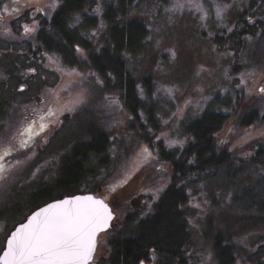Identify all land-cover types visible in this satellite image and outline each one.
Returning a JSON list of instances; mask_svg holds the SVG:
<instances>
[{"label":"rangeland","instance_id":"374dc122","mask_svg":"<svg viewBox=\"0 0 264 264\" xmlns=\"http://www.w3.org/2000/svg\"><path fill=\"white\" fill-rule=\"evenodd\" d=\"M61 2L0 0V155L4 156L0 160L4 167L0 254L15 226L41 206L33 196L60 178L64 160L75 146L91 141L92 127L105 133L110 144L101 157H91L81 190L110 201L116 215L112 227L99 235L91 263L102 264L110 258L111 238L135 236L138 218L134 214L144 218L153 212L172 174L161 149L185 147L188 123L206 110L230 114L217 137L218 148L241 158L250 156L253 141L264 142V122L250 127L240 123L241 115L252 107L264 112V69L256 72L253 68V38H245L242 45L235 33L241 30L237 21L246 11L250 23L264 21V0L131 2L128 18L145 23L149 34L144 49L125 59L137 80L144 131L153 130L154 122L159 125L152 146L142 139L143 127L125 105L124 92L117 87L105 89V79L92 67L83 46L73 50L75 65L45 46L36 51L29 48L30 43H37L35 32L43 29L45 19H52ZM116 2L89 0L83 14L70 18L71 29L92 41L96 50L107 47L110 25L103 15ZM84 14L97 16V26L89 27ZM25 26L33 30L25 32ZM216 36L227 38L221 45ZM143 77L151 78L150 93ZM29 126L30 133L25 131ZM22 141H26L24 146ZM193 177L199 180L187 183L190 200L183 208L193 239L189 264H215L213 236L217 231L232 237L235 264H264V218L252 226L258 208L248 211L236 200L241 187L256 182L253 171H243L229 185L219 171L190 175L188 180ZM130 214L136 221H126Z\"/></svg>","mask_w":264,"mask_h":264},{"label":"trees","instance_id":"16d2710c","mask_svg":"<svg viewBox=\"0 0 264 264\" xmlns=\"http://www.w3.org/2000/svg\"><path fill=\"white\" fill-rule=\"evenodd\" d=\"M132 1L117 0L115 6H109L104 11V19L110 25L107 47L96 50L92 41L71 29L69 25L73 14H83L89 0H62L52 19H45L43 29L35 32L37 43H30L29 48L36 51L45 46L44 49L47 51L58 52L68 63L75 65L77 60L73 50L77 45L83 46L88 51L92 67L105 79V89L117 87L124 92L125 105L134 120L140 122L144 131L146 124L141 122L140 110L143 105L138 96L137 80L129 71L125 58L140 53L144 49L149 30L142 21L128 18ZM40 14L44 16L42 12ZM84 15L89 27L97 26L99 21L97 16ZM242 15L236 25L241 26V30L235 33L237 38L241 39L242 45L246 43L245 38L249 36L253 38L251 60L255 71L261 72L264 69V21L250 23L245 18L247 11ZM257 31H260V35H256ZM226 38V36H216L215 41L222 45ZM112 80L113 83H111ZM142 80L150 93L151 78L143 77ZM244 105L243 99L241 108ZM238 115L239 113L234 116ZM230 119L231 116L228 113L206 110L199 118L185 126V133L189 138L185 147L178 151H168L162 147V156L172 168L165 190L154 204L153 212L144 218L134 214L138 218L134 237L109 240L110 258L108 261L104 259L102 264H189L193 239L183 208L190 200L187 183L199 180L196 177L188 180L190 175L197 176L219 171L222 173L223 180L229 185L234 184L243 171L250 169L257 176L256 182L241 187L237 198L235 194V198L248 211L258 208L259 213L256 214L252 226L261 222L264 218V142L253 141L248 158L238 157L228 149H219L217 137L223 132ZM260 121L264 122V112L262 113L260 107H252L240 117V123L246 127ZM158 126L154 122L153 130L147 132L145 130L142 133V139L150 146L155 143ZM92 130L91 127V141L75 146L64 160L62 174L54 185L43 187L33 196L36 201L42 202L41 206L66 196L87 193L81 190L88 175L86 167L91 157H101L110 144V138L105 133ZM101 162L106 164L107 159L102 158ZM255 188L256 191L252 192ZM110 204L112 205L111 202ZM135 217L130 214L126 221L128 223L136 221ZM231 238L221 231L214 234L215 264L236 263V248Z\"/></svg>","mask_w":264,"mask_h":264},{"label":"snow or ice","instance_id":"6c2138e0","mask_svg":"<svg viewBox=\"0 0 264 264\" xmlns=\"http://www.w3.org/2000/svg\"><path fill=\"white\" fill-rule=\"evenodd\" d=\"M220 15L218 9L217 16ZM32 30L25 26V32ZM25 131L30 133L31 126ZM25 144L26 141L21 142V146ZM3 158L0 155V160ZM3 173L4 167L0 165V180L4 179ZM53 209L56 211L52 212ZM111 218V210L103 200L91 197L49 205L8 240L5 264H85L95 251L96 234L108 226Z\"/></svg>","mask_w":264,"mask_h":264},{"label":"water","instance_id":"95a60500","mask_svg":"<svg viewBox=\"0 0 264 264\" xmlns=\"http://www.w3.org/2000/svg\"><path fill=\"white\" fill-rule=\"evenodd\" d=\"M76 197H81V198H84V197H91L93 198L94 200H103V202L108 206V208L111 210V213H112V218L109 220L108 222V226L104 229H102L101 231H99L97 234H96V237H95V240H96V245H95V251L92 253V255L89 257V259L85 262V264H91L94 260V257H95V254H96V251H97V248H98V238H99V235L103 232H107L111 227H112V223L115 219V212L113 210V207L112 205L110 204L109 201L105 200L104 198L100 197V196H96L95 194L93 193H82V194H76V195H71V196H66V197H63L61 199H56V200H53V201H50L42 206H40L39 208H37L36 210H34L22 223L18 224L17 226H15V228L10 232L9 236L7 237L6 239V242H5V247L3 249V251L1 252L0 254V264H5V252L8 251V240L11 239L12 235L14 233L17 232V229H19L21 227V225H26V224H29V222L32 220L33 216L36 214V213H39L41 212L43 209H46L49 207V205H53V204H56L60 201H64V200H73L74 198ZM52 212H55L56 210L53 209L51 210ZM51 214V213H49Z\"/></svg>","mask_w":264,"mask_h":264}]
</instances>
